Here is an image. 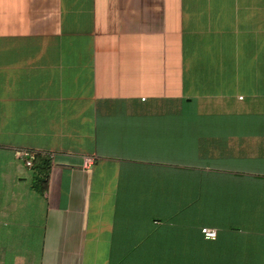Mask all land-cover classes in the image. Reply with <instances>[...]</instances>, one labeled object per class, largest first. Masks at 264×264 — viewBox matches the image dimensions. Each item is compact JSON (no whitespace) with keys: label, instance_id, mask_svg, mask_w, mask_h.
Wrapping results in <instances>:
<instances>
[{"label":"crops","instance_id":"obj_1","mask_svg":"<svg viewBox=\"0 0 264 264\" xmlns=\"http://www.w3.org/2000/svg\"><path fill=\"white\" fill-rule=\"evenodd\" d=\"M0 264H264V0H0Z\"/></svg>","mask_w":264,"mask_h":264},{"label":"built area","instance_id":"obj_2","mask_svg":"<svg viewBox=\"0 0 264 264\" xmlns=\"http://www.w3.org/2000/svg\"><path fill=\"white\" fill-rule=\"evenodd\" d=\"M16 157L24 159V166L29 169L32 167L33 160L35 158L36 153L33 151L26 150H17L15 152ZM92 165L91 158H83L81 168L86 170ZM200 234L206 240H213L215 238V231L208 228H201Z\"/></svg>","mask_w":264,"mask_h":264}]
</instances>
